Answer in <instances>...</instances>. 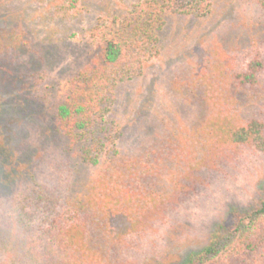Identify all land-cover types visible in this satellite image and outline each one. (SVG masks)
Returning a JSON list of instances; mask_svg holds the SVG:
<instances>
[{
  "label": "trees",
  "instance_id": "obj_1",
  "mask_svg": "<svg viewBox=\"0 0 264 264\" xmlns=\"http://www.w3.org/2000/svg\"><path fill=\"white\" fill-rule=\"evenodd\" d=\"M39 1L66 24L89 3ZM213 3L112 0L113 8L95 18L90 32L100 39L97 51L71 77L53 113L68 153L93 174L62 191L34 182L15 196L0 219L1 264H144L186 203L230 181L246 156L264 155V0H249L260 26L253 42L208 46L191 72L174 79L173 89L199 108L195 132L176 137L175 147L169 140L134 155L120 150L118 86L141 77L159 57L167 15L204 19ZM29 45L22 30L0 36V53H7L0 61L7 65L9 51ZM19 73L26 80L27 71ZM231 213L186 264H264V199Z\"/></svg>",
  "mask_w": 264,
  "mask_h": 264
},
{
  "label": "rangeland",
  "instance_id": "obj_2",
  "mask_svg": "<svg viewBox=\"0 0 264 264\" xmlns=\"http://www.w3.org/2000/svg\"><path fill=\"white\" fill-rule=\"evenodd\" d=\"M213 2L204 19L167 15L159 57L146 64L141 77L118 86L122 153L134 155L156 143L167 147L169 140L174 146L176 137L191 136L199 108L173 89L174 79L191 72L195 57L208 46L221 43V48L237 49L254 41L260 26L249 0ZM107 7L113 8L112 0H89L82 15L66 24L53 20L50 6L39 0H0V36L22 30L30 41L27 48L9 51L10 64L0 61V219L9 213V202L34 182L62 191L93 174L68 153L53 113L71 77L96 53L100 39L90 30ZM19 69L27 71L26 80ZM138 110L142 114L135 116ZM236 172L201 199L186 203L163 229L162 239L149 247L144 264H186L232 211L264 199V155L246 156Z\"/></svg>",
  "mask_w": 264,
  "mask_h": 264
}]
</instances>
